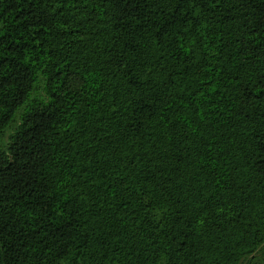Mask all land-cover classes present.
<instances>
[{"label":"trees","instance_id":"obj_1","mask_svg":"<svg viewBox=\"0 0 264 264\" xmlns=\"http://www.w3.org/2000/svg\"><path fill=\"white\" fill-rule=\"evenodd\" d=\"M0 264H264V0H0Z\"/></svg>","mask_w":264,"mask_h":264}]
</instances>
